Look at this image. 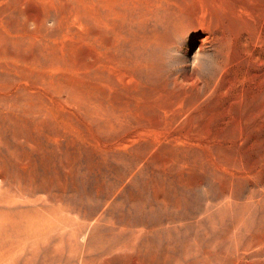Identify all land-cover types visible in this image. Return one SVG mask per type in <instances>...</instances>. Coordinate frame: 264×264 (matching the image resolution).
<instances>
[{"label":"rangeland","instance_id":"rangeland-1","mask_svg":"<svg viewBox=\"0 0 264 264\" xmlns=\"http://www.w3.org/2000/svg\"><path fill=\"white\" fill-rule=\"evenodd\" d=\"M0 264H264V0H0Z\"/></svg>","mask_w":264,"mask_h":264},{"label":"bare ground","instance_id":"bare-ground-1","mask_svg":"<svg viewBox=\"0 0 264 264\" xmlns=\"http://www.w3.org/2000/svg\"><path fill=\"white\" fill-rule=\"evenodd\" d=\"M201 30V36H202V39L200 40V43L201 44H204L205 42H207L209 40V34H208V31L206 30V28H200Z\"/></svg>","mask_w":264,"mask_h":264}]
</instances>
